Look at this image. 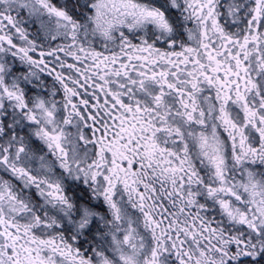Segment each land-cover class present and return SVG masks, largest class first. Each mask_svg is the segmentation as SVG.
<instances>
[{
  "label": "snow or ice",
  "instance_id": "snow-or-ice-1",
  "mask_svg": "<svg viewBox=\"0 0 264 264\" xmlns=\"http://www.w3.org/2000/svg\"><path fill=\"white\" fill-rule=\"evenodd\" d=\"M0 264H264V0H0Z\"/></svg>",
  "mask_w": 264,
  "mask_h": 264
}]
</instances>
